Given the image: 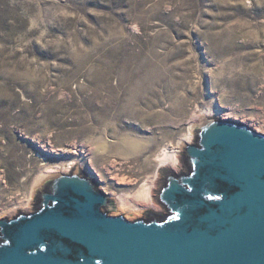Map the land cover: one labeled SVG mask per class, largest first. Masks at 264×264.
Listing matches in <instances>:
<instances>
[{"label":"rangeland","instance_id":"rangeland-1","mask_svg":"<svg viewBox=\"0 0 264 264\" xmlns=\"http://www.w3.org/2000/svg\"><path fill=\"white\" fill-rule=\"evenodd\" d=\"M128 71L157 80L150 96L169 124L141 129L122 117L115 126L154 136L157 152L177 147L193 125L195 144L207 119L264 134V0H0V220L34 213L42 186L74 171L110 196V216L167 215L159 200L164 174L185 173V148L179 169L153 159L145 170L140 164L154 151L138 164L88 150L104 134L115 141L114 128L99 120L106 106L111 116L119 112L105 93L128 85ZM107 73L110 83L98 85L101 98L92 100L94 80ZM155 174L157 209L122 212L117 199L133 197Z\"/></svg>","mask_w":264,"mask_h":264},{"label":"water","instance_id":"water-1","mask_svg":"<svg viewBox=\"0 0 264 264\" xmlns=\"http://www.w3.org/2000/svg\"><path fill=\"white\" fill-rule=\"evenodd\" d=\"M185 173L164 174L160 220L108 215L78 171L42 186L37 211L0 220V264H264V134L204 120Z\"/></svg>","mask_w":264,"mask_h":264},{"label":"bare ground","instance_id":"bare-ground-1","mask_svg":"<svg viewBox=\"0 0 264 264\" xmlns=\"http://www.w3.org/2000/svg\"><path fill=\"white\" fill-rule=\"evenodd\" d=\"M125 74L126 78L124 80L128 81V85L119 84L118 88L109 86L108 90L106 89L107 91L105 93L106 99H108L109 101H107V103L109 105H113L114 108L118 106L119 109H116L119 110V112L114 111V115L111 116V112H109L110 110L108 109L109 106H106V109L103 111V115L99 120V122H101L103 118L105 121H107V123L109 122V124L106 126V131L109 128H114L113 133L115 136V141L110 143V141L108 140L109 138H107L108 136L104 134L99 138H96L90 149H88L89 153L95 156V158L96 156H104L105 158L120 157L125 161L134 160L139 164L141 156H143L145 153L154 151L153 154L147 158V160L140 164L142 170H145V166L151 164L153 159H156V161L158 162V166L167 164V166L172 169H179L181 166V164L179 163V153H181L182 149L187 145H192L190 143V140H193L194 134L192 128H194V125L190 127V135L186 136L185 139L179 140L180 142L178 143L177 147H172V149H169L165 146L163 150H160V147L159 151L161 152H157L154 150L157 144L162 143L154 136L148 135L144 137V134L135 135L133 133H120L115 124L122 117H126L128 120L132 121L137 120V122H139V124L141 125H139L141 129H143V126H147L152 123H156V125L159 124L162 126L166 123L167 125L169 124L166 121V114H163V112H157V106H159L158 102H156V100L154 101V98L150 96L151 88L155 90L154 88L157 85V80L152 81L151 79H149V77L143 79L142 77H133V75H131L129 71ZM110 79L111 75L107 73V75L97 77L94 80V86L97 92L94 93L93 98H91L92 100L94 98L100 100L101 97L98 93L101 92V90L98 85L105 86L110 83ZM132 88L135 89L133 90ZM77 161L79 160H76L75 162L73 161V163L70 164L68 168L76 165ZM91 166L97 172L100 179L103 180V177H101V174H99V171L93 166V164H91ZM62 168L63 167H61V169ZM154 177H156V174L153 177H147L145 184L140 188V190H138L136 194H134L133 197L126 198L124 196H121L119 197V199H117V203L122 212H127L129 214H138L145 208L153 207L157 209V205L154 204L151 199V190L155 185ZM45 178L46 176H44L42 180L44 181ZM112 179L116 180L119 183H126L125 179L121 180L117 177H112ZM33 194L34 193L32 190V193L28 200L29 203L32 201ZM113 195L117 196L118 194Z\"/></svg>","mask_w":264,"mask_h":264}]
</instances>
